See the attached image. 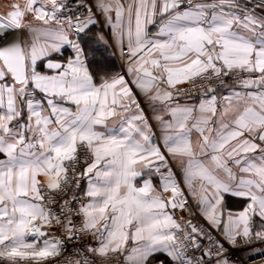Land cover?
<instances>
[{"label": "snow or ice", "instance_id": "obj_1", "mask_svg": "<svg viewBox=\"0 0 264 264\" xmlns=\"http://www.w3.org/2000/svg\"><path fill=\"white\" fill-rule=\"evenodd\" d=\"M253 257L264 0L0 2V264Z\"/></svg>", "mask_w": 264, "mask_h": 264}, {"label": "built area", "instance_id": "obj_2", "mask_svg": "<svg viewBox=\"0 0 264 264\" xmlns=\"http://www.w3.org/2000/svg\"><path fill=\"white\" fill-rule=\"evenodd\" d=\"M184 87H186V85ZM56 235H59V233L57 232ZM87 243H92V240L90 237H86L84 240L79 241V242H73V244L68 245L67 251L64 253V255L65 256L71 255L75 251L76 247H78L80 244H87ZM236 255L244 256L245 258H247L246 253H236ZM258 259H259L258 257H253V261L255 262V264H258Z\"/></svg>", "mask_w": 264, "mask_h": 264}, {"label": "crops", "instance_id": "obj_3", "mask_svg": "<svg viewBox=\"0 0 264 264\" xmlns=\"http://www.w3.org/2000/svg\"><path fill=\"white\" fill-rule=\"evenodd\" d=\"M0 2H3V0H0ZM121 63H122V62H121L120 59H119V55L117 54L116 58L111 62V66H112V68H113L114 70H119ZM146 115L149 116V118H150V121H149V122H150V123H155V121H154V119H153L154 114H153L152 112H148V111H146ZM165 118H168V117L166 116ZM193 139L195 140V137H193ZM240 206H241V205H240L239 202H235V201L230 202V207H233V208H239Z\"/></svg>", "mask_w": 264, "mask_h": 264}]
</instances>
